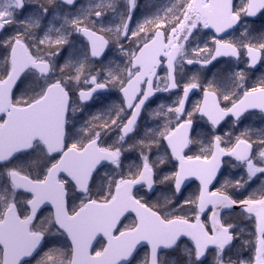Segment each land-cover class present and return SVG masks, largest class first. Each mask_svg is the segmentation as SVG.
I'll return each mask as SVG.
<instances>
[{
    "label": "snow or ice",
    "instance_id": "obj_1",
    "mask_svg": "<svg viewBox=\"0 0 264 264\" xmlns=\"http://www.w3.org/2000/svg\"><path fill=\"white\" fill-rule=\"evenodd\" d=\"M0 264H264V0H0Z\"/></svg>",
    "mask_w": 264,
    "mask_h": 264
},
{
    "label": "flooded vegetation",
    "instance_id": "obj_2",
    "mask_svg": "<svg viewBox=\"0 0 264 264\" xmlns=\"http://www.w3.org/2000/svg\"><path fill=\"white\" fill-rule=\"evenodd\" d=\"M141 2H143V0H141Z\"/></svg>",
    "mask_w": 264,
    "mask_h": 264
}]
</instances>
